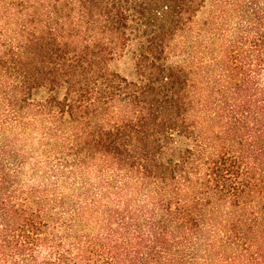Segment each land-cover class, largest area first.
<instances>
[{"label": "trees", "instance_id": "obj_1", "mask_svg": "<svg viewBox=\"0 0 264 264\" xmlns=\"http://www.w3.org/2000/svg\"><path fill=\"white\" fill-rule=\"evenodd\" d=\"M0 264H264V0H0Z\"/></svg>", "mask_w": 264, "mask_h": 264}, {"label": "rangeland", "instance_id": "obj_2", "mask_svg": "<svg viewBox=\"0 0 264 264\" xmlns=\"http://www.w3.org/2000/svg\"><path fill=\"white\" fill-rule=\"evenodd\" d=\"M131 55L127 54L124 57H120L118 59H115L112 62V68H114L115 70L120 71L123 74H130V70L132 67V61H131Z\"/></svg>", "mask_w": 264, "mask_h": 264}]
</instances>
